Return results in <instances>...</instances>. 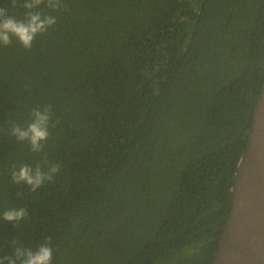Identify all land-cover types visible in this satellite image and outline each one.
Wrapping results in <instances>:
<instances>
[{"label": "trees", "instance_id": "1", "mask_svg": "<svg viewBox=\"0 0 264 264\" xmlns=\"http://www.w3.org/2000/svg\"><path fill=\"white\" fill-rule=\"evenodd\" d=\"M64 3L31 51L0 46V212L29 213L0 221V256L51 236L53 264H213L264 83V0ZM45 104L59 123L37 154L7 133ZM44 158L53 182H12Z\"/></svg>", "mask_w": 264, "mask_h": 264}, {"label": "clouds", "instance_id": "2", "mask_svg": "<svg viewBox=\"0 0 264 264\" xmlns=\"http://www.w3.org/2000/svg\"><path fill=\"white\" fill-rule=\"evenodd\" d=\"M11 7H19L25 11L23 17L18 18L10 13L8 7L0 6V46H11L15 39L25 50L31 51L37 36L46 33L57 23L56 17L45 14L44 9L59 11L66 8V5L64 0H11ZM29 117L26 123H11L7 134L16 141L26 142L31 152L43 153L51 135L50 129L55 128L59 121H53L50 104L32 108ZM60 170V163L44 158L35 166L27 163L19 167L12 165L10 177L13 183L26 185L29 191L37 192L46 183L53 182ZM28 215V210L24 207H10L0 212V221L15 222L17 225L27 219ZM11 244L12 254L0 256V264H53L51 236H45L35 246H26L15 238L11 240ZM198 248L199 244H196L189 252Z\"/></svg>", "mask_w": 264, "mask_h": 264}, {"label": "water", "instance_id": "3", "mask_svg": "<svg viewBox=\"0 0 264 264\" xmlns=\"http://www.w3.org/2000/svg\"><path fill=\"white\" fill-rule=\"evenodd\" d=\"M213 264H264V83Z\"/></svg>", "mask_w": 264, "mask_h": 264}]
</instances>
